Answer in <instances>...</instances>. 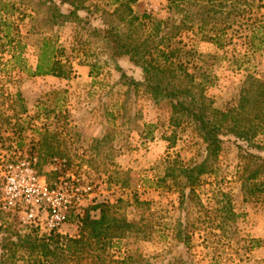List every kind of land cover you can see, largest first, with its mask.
<instances>
[{
	"label": "rangeland",
	"instance_id": "obj_1",
	"mask_svg": "<svg viewBox=\"0 0 264 264\" xmlns=\"http://www.w3.org/2000/svg\"><path fill=\"white\" fill-rule=\"evenodd\" d=\"M255 3L264 14V0ZM173 14L170 0H0V255L5 237L53 230L42 207L55 192L69 199L55 228L64 235L78 233L87 207L118 205L143 230L121 242L136 264H264V51L238 67L237 36L224 48L199 28L175 38L214 76L206 93L217 108L237 105L254 77L246 135H223L191 191L182 166L204 158L202 139L191 125L172 124L168 100L122 78L141 81L143 68L112 57L104 32L137 41L154 19ZM45 39L71 62L69 79L33 74ZM251 171L256 178L244 182ZM32 207L42 215L37 223L26 217ZM178 223L188 242L176 236ZM4 264L32 263L19 250Z\"/></svg>",
	"mask_w": 264,
	"mask_h": 264
},
{
	"label": "trees",
	"instance_id": "obj_2",
	"mask_svg": "<svg viewBox=\"0 0 264 264\" xmlns=\"http://www.w3.org/2000/svg\"><path fill=\"white\" fill-rule=\"evenodd\" d=\"M174 7L179 13L177 16L154 19L151 31L137 41H125L121 33H113L111 29L104 32L112 57L129 56L143 68L141 81L126 73L122 78L130 85L143 86L156 100H168L172 107V124L191 125L202 139L204 158L188 161L182 166L187 180L185 184L194 191L200 176L211 166L210 161L215 160L221 151L223 135L228 132L238 137L246 135L247 128L243 124L245 104L251 102L252 83L249 84V80L254 77L247 76L237 105L217 108L206 93L209 84L215 81L214 76L192 60L193 50L176 44L174 40L182 32L199 28L206 33L208 40L218 48H224L234 43L237 36L244 46V53L238 60V67H243V59L264 51V14L258 10L260 4L255 0H170V9ZM71 13L77 15L76 11ZM144 16L151 18L149 14ZM62 56L55 45L45 39L33 74L69 79L73 67ZM116 66L120 69L118 64ZM250 129L254 128L251 126ZM243 173L246 175L247 171ZM255 176L256 172L251 171L242 180L250 182ZM92 210H99V216H94ZM230 213L239 215L232 209ZM180 226L178 223L176 236L188 242L189 237H183L185 230ZM133 229L136 233L143 232L123 217L118 205L100 202L86 208L76 235H64L55 229L41 234L37 229H31L17 232L15 238L5 237L1 264L19 250L27 253L32 264H136L138 260L121 246L122 239Z\"/></svg>",
	"mask_w": 264,
	"mask_h": 264
},
{
	"label": "built area",
	"instance_id": "obj_3",
	"mask_svg": "<svg viewBox=\"0 0 264 264\" xmlns=\"http://www.w3.org/2000/svg\"><path fill=\"white\" fill-rule=\"evenodd\" d=\"M45 193H47V188H43ZM48 199L52 202L48 205L42 207L44 214L47 213L50 216L49 224L52 229L57 228L64 221L63 207L66 205V202L69 201L68 198H65L58 193H50ZM36 208L32 207L29 212H27V218L35 223H37V218H42V215L39 212H35Z\"/></svg>",
	"mask_w": 264,
	"mask_h": 264
}]
</instances>
